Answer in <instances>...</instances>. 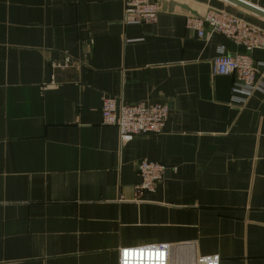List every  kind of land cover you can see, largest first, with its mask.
I'll use <instances>...</instances> for the list:
<instances>
[{
	"label": "crops",
	"instance_id": "crops-1",
	"mask_svg": "<svg viewBox=\"0 0 264 264\" xmlns=\"http://www.w3.org/2000/svg\"><path fill=\"white\" fill-rule=\"evenodd\" d=\"M157 2L155 22L126 24L117 0H0V264H119L153 243L174 262L193 264L184 244L264 264V94L233 101L212 60L245 48L185 26L210 7L264 20L222 0ZM103 96L167 103L164 130L122 140ZM141 159L165 171L136 197Z\"/></svg>",
	"mask_w": 264,
	"mask_h": 264
},
{
	"label": "built area",
	"instance_id": "built-area-1",
	"mask_svg": "<svg viewBox=\"0 0 264 264\" xmlns=\"http://www.w3.org/2000/svg\"><path fill=\"white\" fill-rule=\"evenodd\" d=\"M123 4V22L126 24L153 23L159 13L158 0H117ZM185 26L199 36L204 26L212 32H219L246 52L226 54L221 48L212 60V72L232 76L231 96L241 102L254 92L264 94V61L255 63L250 54L253 49L264 50V30L227 11L208 8L202 15H187ZM261 68V69H260ZM167 103L137 102L125 103L111 96H103L100 105L101 122L115 126L122 140L137 134H159L164 130L169 115ZM165 167L155 161L141 159L137 163L140 182L134 186L136 197L151 191L161 182ZM193 264H219L217 255L196 256ZM175 264L171 246L167 243H153L125 247L119 250V264ZM184 264L186 262L184 261Z\"/></svg>",
	"mask_w": 264,
	"mask_h": 264
},
{
	"label": "water",
	"instance_id": "water-1",
	"mask_svg": "<svg viewBox=\"0 0 264 264\" xmlns=\"http://www.w3.org/2000/svg\"><path fill=\"white\" fill-rule=\"evenodd\" d=\"M222 1H224V2H226L228 4H231V5L239 8V9H241V10L247 12V13L255 15V16H257V17H259V18L264 20V10L259 8V7H257V6H255V5H253V4H251V3H249V2H247V1H244V0H222ZM190 247L193 248V245L188 246V245H184L183 244V245H179V246L174 247V250H178L179 251L181 249H184V248L187 249L188 248V251L190 250V252H188L189 254L186 252L185 255L188 254L189 255L188 257L191 259V261H193L194 260V256L191 253V251L193 249H191ZM181 252H183V251H181ZM181 259L180 260L177 259V261H175V264H178V261H182L181 263H184V261L186 260V257H184V259L183 258H181Z\"/></svg>",
	"mask_w": 264,
	"mask_h": 264
},
{
	"label": "rangeland",
	"instance_id": "rangeland-1",
	"mask_svg": "<svg viewBox=\"0 0 264 264\" xmlns=\"http://www.w3.org/2000/svg\"><path fill=\"white\" fill-rule=\"evenodd\" d=\"M244 20V19H243ZM246 21V20H245ZM250 23V22H249ZM252 24V23H251ZM254 25V24H253ZM255 26H257V25H255ZM257 27H259V26H257ZM259 28H261V27H259ZM263 29V28H262ZM264 30V29H263Z\"/></svg>",
	"mask_w": 264,
	"mask_h": 264
}]
</instances>
